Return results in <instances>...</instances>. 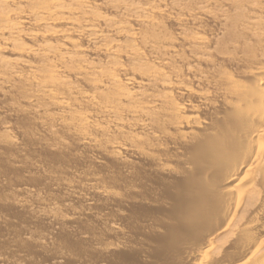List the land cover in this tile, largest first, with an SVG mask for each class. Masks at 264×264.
Masks as SVG:
<instances>
[{
  "label": "bare ground",
  "instance_id": "bare-ground-1",
  "mask_svg": "<svg viewBox=\"0 0 264 264\" xmlns=\"http://www.w3.org/2000/svg\"><path fill=\"white\" fill-rule=\"evenodd\" d=\"M204 20L225 29V41L242 50L252 65L242 79L224 75L223 86L214 92L195 89L204 84L196 78L197 65L211 61L209 49L217 43L216 35L211 39L200 31ZM206 93L217 94L221 105ZM0 96L18 97L22 105L12 104L37 117L45 130L61 129L74 136L79 146L114 158L129 152L144 155L134 132L148 131L157 117L172 120L176 130L187 128L193 133L196 128H209L206 135L211 137L218 125L203 128L195 115L201 106L177 103L175 96L195 99L207 108L203 112L223 107L228 126L225 122L222 126L233 133L221 135L217 142L213 135L202 144L213 146L206 155L202 153L213 165L204 167L208 171L199 180L213 187L224 185L228 179L225 171V176L221 173L218 164L224 163L219 159L226 163L237 159L239 163L231 161L232 171L242 177L230 188L223 186L225 193H221L234 197L229 222L239 211L254 217V222L247 218V228L246 222L235 218L242 222L235 220L239 226L245 225L239 233V227L226 224L227 220L221 229L222 223L216 225L219 232L216 229L205 246L196 243L195 247L194 236L183 246H194L196 264H264V197H259L264 194H258L264 185V0H0ZM226 126L224 133H228ZM114 135L123 141L104 144L100 140ZM196 135L190 136L194 142L199 139ZM151 138L158 137L151 133ZM0 140L9 145L16 142L7 130L0 133ZM162 169L170 171L168 166ZM84 191L106 194L95 184ZM44 216L63 219L53 211ZM232 229L239 234L232 235ZM255 238L260 242L253 246ZM227 242L229 246L240 243L241 253L230 254ZM225 250L234 256H227Z\"/></svg>",
  "mask_w": 264,
  "mask_h": 264
},
{
  "label": "rangeland",
  "instance_id": "rangeland-1",
  "mask_svg": "<svg viewBox=\"0 0 264 264\" xmlns=\"http://www.w3.org/2000/svg\"><path fill=\"white\" fill-rule=\"evenodd\" d=\"M200 25L202 34L211 39L216 35L217 43L209 49L211 61L197 65L196 78L206 84L189 85L203 92H214L223 86L224 75L242 79L252 65L242 50L225 41V29L220 25L209 20ZM215 93L210 94L215 97L210 100L219 105ZM174 100L201 106L197 110L200 113L195 114L198 123L202 122V127L218 125L216 135L214 131L211 134L217 138L216 142L221 135L230 136L232 131H228V116L223 107L205 113L207 108L193 98L175 96ZM12 103L22 105L18 97L0 96V133L7 130L16 141L9 145L0 140V264H196V243L205 246L223 225L233 222L229 220L234 197L225 194L226 197L221 191L225 193V186L232 187L242 177V173L234 175L232 171L233 164L239 161L229 159L226 163L227 160L219 159V163H224L223 167L218 164L221 173L224 176L226 173L228 179L224 185L212 183L218 185L216 188L199 180L208 171L204 167L211 162L202 154L206 155L207 149L213 147L202 145L211 138L207 137L209 133L206 135L209 128H205L206 132L202 128V131L193 129L199 136V143L197 139L195 143L189 129L176 130L172 120L157 117L148 131L134 132V141L145 150L144 155L129 152L114 158L112 154L79 146L74 136L61 129L55 133L45 130L37 117ZM209 115L213 118L208 119ZM215 116L217 124L213 121ZM223 122L228 133L221 131ZM151 133L158 138H151ZM100 140L109 144L122 142L123 138L114 135ZM162 166H168L170 171ZM90 184L100 186L106 194H86L84 188ZM66 185L72 188L67 189ZM261 186L258 194H264V185ZM48 211L61 214L63 219L47 218L44 213ZM239 213L235 216L246 222V227L249 219L250 224L254 222V217ZM233 223L234 228L239 227L238 232L240 227L245 228ZM216 225L221 227L218 229ZM234 231H230L232 235L241 233ZM193 236L197 238L193 249L185 248L183 242ZM256 241L260 242L255 238L253 246L259 244ZM239 244L229 246L232 251L229 247L226 250L237 255L242 248ZM226 250L224 254L229 256Z\"/></svg>",
  "mask_w": 264,
  "mask_h": 264
}]
</instances>
